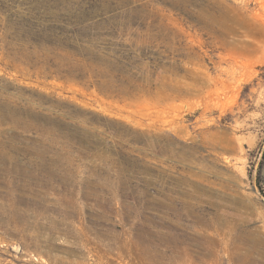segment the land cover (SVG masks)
I'll use <instances>...</instances> for the list:
<instances>
[{"label": "rangeland", "instance_id": "obj_1", "mask_svg": "<svg viewBox=\"0 0 264 264\" xmlns=\"http://www.w3.org/2000/svg\"><path fill=\"white\" fill-rule=\"evenodd\" d=\"M0 264H264V0H0Z\"/></svg>", "mask_w": 264, "mask_h": 264}]
</instances>
